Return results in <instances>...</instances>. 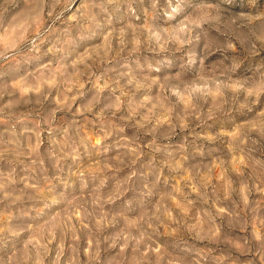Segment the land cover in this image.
I'll use <instances>...</instances> for the list:
<instances>
[{
	"label": "rangeland",
	"instance_id": "rangeland-1",
	"mask_svg": "<svg viewBox=\"0 0 264 264\" xmlns=\"http://www.w3.org/2000/svg\"><path fill=\"white\" fill-rule=\"evenodd\" d=\"M0 264H264V0H0Z\"/></svg>",
	"mask_w": 264,
	"mask_h": 264
}]
</instances>
